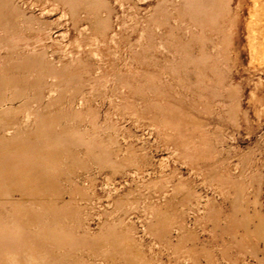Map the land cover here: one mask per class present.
<instances>
[{"label": "rangeland", "instance_id": "374dc122", "mask_svg": "<svg viewBox=\"0 0 264 264\" xmlns=\"http://www.w3.org/2000/svg\"><path fill=\"white\" fill-rule=\"evenodd\" d=\"M257 228L264 0H0V264H263Z\"/></svg>", "mask_w": 264, "mask_h": 264}, {"label": "bare ground", "instance_id": "6f19581e", "mask_svg": "<svg viewBox=\"0 0 264 264\" xmlns=\"http://www.w3.org/2000/svg\"><path fill=\"white\" fill-rule=\"evenodd\" d=\"M245 216H246V214H245ZM245 216H244V219L245 220H247L246 218H245ZM248 219L250 220V216L248 217ZM249 220H247L248 222H249ZM258 233H261L263 236H264V228H257V230H256V234H258ZM250 236L251 235H249L248 233H245V237H244V239L246 240V241H248V240H250ZM262 263L264 264V259L262 260Z\"/></svg>", "mask_w": 264, "mask_h": 264}]
</instances>
